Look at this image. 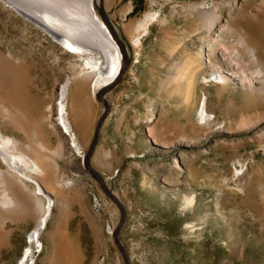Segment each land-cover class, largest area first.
I'll return each instance as SVG.
<instances>
[{"label":"rangeland","instance_id":"rangeland-1","mask_svg":"<svg viewBox=\"0 0 264 264\" xmlns=\"http://www.w3.org/2000/svg\"><path fill=\"white\" fill-rule=\"evenodd\" d=\"M114 1L104 10L129 62L104 94L89 164L124 207L119 239L130 264H264V0H131L133 9ZM148 10L156 15L136 46ZM83 67L0 1V103L20 109L29 133L3 130L38 158L62 147L60 174L70 181L49 193L52 216L32 264H124L112 237L119 209L84 164L103 110L91 78L70 92L81 153L53 120L57 86ZM202 100L207 121L197 114ZM33 225L5 227L0 264H17Z\"/></svg>","mask_w":264,"mask_h":264},{"label":"bare ground","instance_id":"bare-ground-1","mask_svg":"<svg viewBox=\"0 0 264 264\" xmlns=\"http://www.w3.org/2000/svg\"><path fill=\"white\" fill-rule=\"evenodd\" d=\"M0 1L36 24L64 49L81 56L84 64L81 72L65 75L57 86L53 117L66 134L69 148L81 153V145L71 123V109L77 105L70 98L72 88H79L84 80L91 78L89 94L94 97L101 87L115 83L123 70V52L97 12L98 0ZM155 15V11L150 10L143 13L135 25L136 34L132 38L134 45L140 43L141 36ZM209 76L218 79V82L227 79L220 71H212ZM198 107V117L209 120L211 117L205 109L204 100ZM25 118L11 101L5 105L0 103V237L9 223L22 219L34 221L17 264H32L36 248L42 245L40 239L52 216L54 201L49 193L70 183L67 177L60 174L58 160L66 161L62 147L54 151V158L49 157V153L44 154V158H38L28 153L26 144L21 143L18 137L3 130L4 125L8 124L28 136ZM42 143L37 144L39 148L48 150ZM48 184L52 187L48 188ZM60 247L61 254L70 255L68 244Z\"/></svg>","mask_w":264,"mask_h":264},{"label":"water","instance_id":"water-1","mask_svg":"<svg viewBox=\"0 0 264 264\" xmlns=\"http://www.w3.org/2000/svg\"><path fill=\"white\" fill-rule=\"evenodd\" d=\"M97 8H98V11H99V14H100L102 20L104 21V23L106 24V26L110 30L111 35L117 41L120 49L123 52V55H124L123 70H122V72H123L124 69L126 68V66L128 65V62H129L128 55L126 54V48L123 45V43L120 40V38L118 37L113 24L111 23L108 15L106 14V12L104 10L103 0H98ZM113 84L114 83H109V84L101 87L96 92L97 98L103 103V110H102V113L100 114V116L98 117V119H97V121L95 123L93 134H92V138H91L89 146L87 147V150H86V152L84 154V164L87 167H89L90 170L94 173V175L96 176V178H97L101 188L103 189V191L107 194V196L110 199H112L114 201V203L117 205V207L119 209V219H118L115 227L112 230V237H113V241H114L116 247L118 248V250H119V252L121 254L123 263L124 264H130V260H129V257L127 255V252H126L124 246L122 245V243L120 242V239H119V230H120V228H121V226H122V224L124 222V219H125L124 207H123L122 203L120 202V200L106 187L101 175L96 170H94L89 164V158H90L91 152H92V150L94 148V145L96 143V140H97L99 127H100V125H101V123H102L103 119L105 118L106 113L108 111V102L106 101V99L104 97V94L110 87H112Z\"/></svg>","mask_w":264,"mask_h":264},{"label":"crops","instance_id":"crops-1","mask_svg":"<svg viewBox=\"0 0 264 264\" xmlns=\"http://www.w3.org/2000/svg\"><path fill=\"white\" fill-rule=\"evenodd\" d=\"M114 0H104V7H105V10L109 13V10L107 7H109L111 4H114ZM128 2L130 3V8L133 9V6H132V2L131 0H128ZM126 2L122 1L121 4L117 5L116 8L114 9V17L116 16V14H120V11L125 9L126 8ZM130 8L129 10H127L125 13L129 14L131 11H130Z\"/></svg>","mask_w":264,"mask_h":264}]
</instances>
